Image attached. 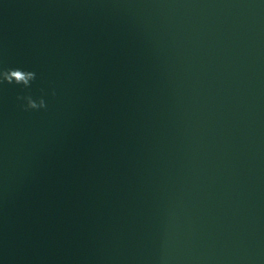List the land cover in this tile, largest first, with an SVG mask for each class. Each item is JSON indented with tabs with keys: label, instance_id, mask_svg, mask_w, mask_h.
<instances>
[{
	"label": "water",
	"instance_id": "95a60500",
	"mask_svg": "<svg viewBox=\"0 0 264 264\" xmlns=\"http://www.w3.org/2000/svg\"><path fill=\"white\" fill-rule=\"evenodd\" d=\"M0 264H264V0H0Z\"/></svg>",
	"mask_w": 264,
	"mask_h": 264
}]
</instances>
